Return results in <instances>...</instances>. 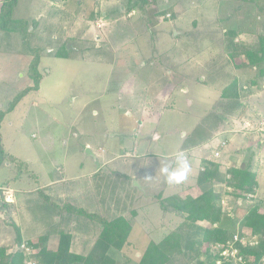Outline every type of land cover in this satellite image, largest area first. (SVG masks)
<instances>
[{
  "label": "rangeland",
  "instance_id": "374dc122",
  "mask_svg": "<svg viewBox=\"0 0 264 264\" xmlns=\"http://www.w3.org/2000/svg\"><path fill=\"white\" fill-rule=\"evenodd\" d=\"M127 1L18 0L14 7L15 19L39 22L33 31L35 39H28L31 46L39 47V36L45 44L40 46L39 89L30 91L11 111L12 99L33 85L27 76L31 56L23 53L21 44H11L0 52V187L5 188L0 189V198L11 203L13 194L16 207L2 223L8 227L7 234L1 235L7 238L9 252L17 249L19 232L23 241L33 242L54 233L58 219L66 218L61 209L69 203L108 221L116 216L129 220L128 245L108 253L116 264H137L149 242H160L181 221L162 211L157 196L162 191V198L198 194L196 179L203 171L200 160L204 158L223 167L221 177L226 180L212 184L215 191L229 195L222 206L233 208L241 203L240 198L230 202V194L240 192L227 184L230 175L223 173L237 158L240 163L250 160L257 183L253 200H264V128L260 133L250 130L264 120V79L260 83L263 90L259 87L260 92L249 97L243 114H218L220 95L230 80L219 45L232 14L226 4L235 2L145 0L143 9L136 6L127 11ZM176 14L179 17L173 19ZM251 36L237 39L249 42ZM62 42L66 44L61 47ZM58 47L66 57L54 56ZM156 56L163 66L174 56L193 75L174 85L171 98L158 106L143 100L153 97L149 79L145 82L146 76L133 75L140 68L146 72L151 64L156 66L149 59ZM152 109H157L156 115H149ZM214 116L221 122L211 130ZM244 122L249 129H244ZM222 141L224 148L218 147ZM214 148L220 158L213 157ZM179 153L186 156L191 170L184 182L169 184L160 169L165 165L175 168ZM60 178L67 182L68 198L57 199L44 187ZM70 216L78 237L94 239L97 229L87 236L86 232L98 225L93 226L78 212ZM244 229L250 231L242 226L241 231ZM52 238L57 242V237ZM74 245L76 251L85 252L79 241Z\"/></svg>",
  "mask_w": 264,
  "mask_h": 264
},
{
  "label": "trees",
  "instance_id": "16d2710c",
  "mask_svg": "<svg viewBox=\"0 0 264 264\" xmlns=\"http://www.w3.org/2000/svg\"><path fill=\"white\" fill-rule=\"evenodd\" d=\"M17 1L1 0L0 52L10 49L11 44L24 46L21 47L24 50L23 53L31 56L27 76L33 85L18 92L10 103L9 111L13 110L30 91L39 89L42 80L38 69L40 53L42 52L40 46L45 44L42 40L44 37L39 36L36 40L39 47L31 46L28 39L29 37L35 39L34 35L36 33L33 34V31L35 32L39 22L33 18H31V24L23 19H15L13 10ZM233 1L235 5L241 3L242 7H234V3L233 6L226 4L232 14L229 15L226 26H224L226 31L222 35L219 48L224 55L228 56L226 61L229 63L231 61L233 68L237 70L241 67L253 69V74L241 80L237 79L232 72L229 73L230 80H228L220 95L221 102L219 103L220 108H218L220 109L218 114L225 116L243 114L246 102L253 94L252 88L260 87L261 89L260 83L264 79V24H262L264 23V0ZM145 5V0H136L133 3L128 0L124 5V9L126 8L129 11L136 6L143 9ZM244 7L246 10L244 11L243 20L241 22L235 21L233 12ZM97 14L100 18L101 13ZM259 17L260 20L262 18L260 23L258 22ZM244 34L254 37L249 42L236 40L237 37ZM61 44L62 47L66 42ZM59 47L53 52L54 56L66 57L65 51H60ZM211 118L215 122V126L221 122L216 116ZM258 127L259 124L256 128ZM8 159L12 162L16 161L13 157ZM250 163V160H248V162L242 163L240 167L233 166L223 171L224 175H226L225 173L230 175L227 184L240 192L239 194H230L232 195L230 202L233 204L238 198L241 199L240 205L233 208L222 206V200L226 196L229 197L228 193H225L224 190L215 191L212 186L213 182L226 180V177H221L222 165L211 163L209 158L200 160L203 171L199 173L196 179V184L200 187L198 194L195 196L186 195L185 197L173 194L162 198V191L156 199L160 204V208L165 213L181 218V221L160 242H149L141 253L137 264H217L221 258L214 246L225 245L227 242L232 241V236L235 233H238L240 237L244 236L241 234L242 226L251 230L257 244L252 246L242 245L238 241L234 247L238 249V255L243 257V262L245 261L246 264L251 263L250 259H252L251 264H260L262 258H264V200L259 198V200L254 201L256 199L254 197L246 199L248 194L255 196L257 190L256 176L250 168ZM224 182H222V185L226 188ZM0 203L6 209L4 214L5 220H7L11 217V213L15 212V204L14 202H6L4 198H0ZM61 204L66 206L67 203ZM67 206L61 209L66 218L58 219V225H56L59 228L54 233L42 235L35 242H24L25 245L37 251L33 255L36 264H116V261L108 252L111 249L122 251L128 245L127 240L132 228L131 222L123 216H116L108 221L98 215L75 209L69 203ZM73 212H78L81 216H84L81 218H85L93 226L94 224L99 226V228L91 226V230L86 232L87 236V233H94L97 229L96 236H93L94 239L90 241L88 237H78L80 233L75 231L72 216H70ZM62 219L65 220L61 224ZM204 223L209 227L204 226ZM173 235H176L177 238L174 239ZM51 237H57V245L54 249L48 247V241ZM81 240L83 241L82 249L85 252L75 250V242ZM20 243L21 241L18 240L16 246ZM7 249L8 247L5 245L0 246V264H25L24 255L20 250L8 252ZM220 264L229 263L221 262Z\"/></svg>",
  "mask_w": 264,
  "mask_h": 264
},
{
  "label": "crops",
  "instance_id": "0c3cea01",
  "mask_svg": "<svg viewBox=\"0 0 264 264\" xmlns=\"http://www.w3.org/2000/svg\"><path fill=\"white\" fill-rule=\"evenodd\" d=\"M164 2L166 4L169 3L168 0H164ZM245 10H246L245 7L239 9V11L236 13V16L234 17L235 18V21L241 22L243 20V18H244V11ZM218 12L220 13V11H218ZM177 15L178 14L173 15V19L178 18L179 15L178 16ZM168 20H170V19H168ZM225 31L226 30H223V34L225 33ZM177 35H178V33L176 32L175 37ZM246 36L248 37V35L244 34V35H240L237 38L243 40V38H245ZM237 38H236V40H238ZM220 51H221L220 54H221L222 59H225V63H224L225 68L224 69L228 70L229 73L230 72L234 73V75L237 73V76L235 75L237 77V79L243 80L246 77L251 76L253 74V69H247V68L241 67L239 70H237V69L233 68L232 65H231V61H230V63L226 61V59L228 60V56L224 55V53L222 52V50H220ZM161 53L164 54V52H161ZM189 55H191V57H192V54H189ZM166 56H168V55H166ZM155 58H157V56L156 57H151L149 59H151V61H152V60H155ZM169 58L172 59V60H170V62L169 61L166 62L164 66L162 64H160V60H155L154 61L155 64L157 63L156 66L151 64V68L148 71H146V72L140 71V69H141L140 68V69L136 70L135 73L133 74L134 77L141 76V77L145 78V76H146L147 78H146L145 82L149 79L148 86H150L151 87L150 89L153 90V97H150L149 98V97L145 96L143 98V100L145 101V103L148 104V105L149 104L150 105H155V106H158L160 104L162 105V103H163V101L165 99H170L171 98V95L173 93V90L172 89L174 88V85L182 84V82L185 81L186 78L189 79V80L190 79H193V75H191L192 69H191V71H190V68H188L187 70L185 68L182 69L181 68L182 62L176 63V61H174V56H171ZM190 59H192V58H190ZM187 64L193 65L192 61H190V62L188 61ZM140 66H142V65H140ZM261 83H262V81H261ZM259 89L258 88H255V90L253 89L252 90L253 91V94L251 95V97L254 96V95H256L258 92H260ZM183 90H184L185 93H188V90L187 89L184 88ZM261 90H263V89H261ZM153 109L149 112V115L150 114L153 115V113H155L157 111V109L156 110H153ZM144 114H148V113L146 111H144ZM154 115H156V113ZM214 127H215V125L211 126L210 127L211 130L214 129ZM205 133H206V135L208 134V132H206V131H205ZM236 152H237L236 154H239L240 153L239 151H236ZM234 157L237 158V156H234ZM237 159L238 160H236V163H235L234 166L240 167L242 165V163L239 162L241 159H239V158H237ZM66 183H67L66 180L64 181V179L60 178V179H57V180L50 181L46 185L47 187L46 186H44V187H45V189L49 190L48 192L52 196L55 195L57 197V199L68 198L69 197L68 196V192L66 191V189L64 187ZM61 186H63V189H62L63 190V193L60 194V192H61L60 191ZM44 187H42V188H44ZM0 189L1 190H4L5 188L0 187ZM7 190L8 191H11V193L14 191L12 188H8ZM33 191L34 190H32V192ZM28 192H24V193H27L28 194ZM58 197H60V198H58ZM12 198H13V202L15 204L13 194H12ZM5 210H6L5 208H3L2 206H0V216H1L0 220H2L0 222V246L5 245V246L8 247L9 245L6 244L8 242L7 241V238L5 236H2L1 235V233H3V235L4 234H7V229H8L7 226L5 227L4 224H2V223H5L4 222V219H5V214H4L5 213ZM18 228H20V227H18ZM20 234L21 233L19 232V234L16 235V237L18 236L17 237V240L21 241V243H24L25 241H23L21 239V235ZM8 235H9V233H8ZM50 240H51V246H49ZM54 241L55 240H53L52 237L49 239V241H48V247L50 249H54L56 247L57 242H54ZM83 241H84V239H83ZM83 241L81 240L79 242V246L81 247V249L83 248L82 247V242ZM7 251L9 252V251H11V249L8 247ZM77 252H79V251H77Z\"/></svg>",
  "mask_w": 264,
  "mask_h": 264
},
{
  "label": "built area",
  "instance_id": "2783aa9c",
  "mask_svg": "<svg viewBox=\"0 0 264 264\" xmlns=\"http://www.w3.org/2000/svg\"><path fill=\"white\" fill-rule=\"evenodd\" d=\"M248 124H249L248 122H244L243 124L244 129H249ZM263 128H264V120H261L258 128L250 129V130H252L254 133L255 132L260 133L263 130ZM245 134H248V132L246 131ZM218 147L224 148L225 142L222 141L218 143ZM220 156L221 154L219 150L217 148H214L213 157L217 159V158H220ZM228 177L229 176L227 175V178ZM246 197L247 199H250V198H253V195L248 194ZM222 204H224V202H222ZM241 234L244 236L240 237L238 233H235L232 236V241L227 242L225 245L220 244V245L214 246V249L218 252L219 257L221 258V260L218 261L217 264H220L221 262H228L229 264H246L245 261L243 262V257L241 255H238V249L235 248L234 245L236 242L239 241L242 245L252 246V245H256L257 241H256V238L251 234V230L247 232L244 229L243 231H241ZM16 250H20L23 253L24 258H25V264H36L35 260L33 259V255L37 252L35 249L28 247L27 245H25V243H20L17 246ZM250 262L252 263V259H250ZM260 264H264V258H262V261L260 262Z\"/></svg>",
  "mask_w": 264,
  "mask_h": 264
},
{
  "label": "clouds",
  "instance_id": "9594fccd",
  "mask_svg": "<svg viewBox=\"0 0 264 264\" xmlns=\"http://www.w3.org/2000/svg\"><path fill=\"white\" fill-rule=\"evenodd\" d=\"M190 170V164L186 156L179 153L176 156V167L170 168L165 165L160 169V172L169 184L179 185L188 178Z\"/></svg>",
  "mask_w": 264,
  "mask_h": 264
},
{
  "label": "water",
  "instance_id": "95a60500",
  "mask_svg": "<svg viewBox=\"0 0 264 264\" xmlns=\"http://www.w3.org/2000/svg\"><path fill=\"white\" fill-rule=\"evenodd\" d=\"M69 47V46H68ZM87 153H89L90 155H91V153H90V151H89V149H87ZM0 206H2V204L0 203Z\"/></svg>",
  "mask_w": 264,
  "mask_h": 264
}]
</instances>
